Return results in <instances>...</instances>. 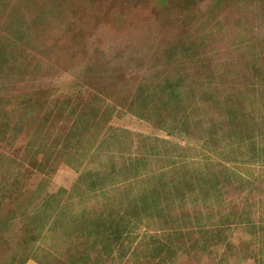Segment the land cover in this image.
I'll return each instance as SVG.
<instances>
[{
    "label": "rangeland",
    "instance_id": "1",
    "mask_svg": "<svg viewBox=\"0 0 264 264\" xmlns=\"http://www.w3.org/2000/svg\"><path fill=\"white\" fill-rule=\"evenodd\" d=\"M254 1L247 8L245 0H0V62L13 66L0 67V264H260L259 254L255 261L246 253L264 242L256 224L262 204L248 213L251 228L206 215L184 228L175 209L179 229L170 236L164 221L132 204L126 177L151 150L177 155L194 176L238 133L253 135L264 155V119L250 122L221 101L234 91L264 105V82L255 81L264 72V0ZM34 12L39 20L26 19ZM172 81L187 94L182 107L134 109L138 89L156 101L158 87ZM91 85L115 109L108 140L120 144L102 147L93 161L68 159L52 121L40 142L41 115L19 118L13 109L19 99L38 106L73 91L75 101H87ZM254 167L263 177L264 164ZM154 186L147 181L144 189ZM160 192L167 198V187ZM117 218L120 235L111 233Z\"/></svg>",
    "mask_w": 264,
    "mask_h": 264
},
{
    "label": "trees",
    "instance_id": "2",
    "mask_svg": "<svg viewBox=\"0 0 264 264\" xmlns=\"http://www.w3.org/2000/svg\"><path fill=\"white\" fill-rule=\"evenodd\" d=\"M158 1L161 3L163 2V0ZM254 2V0H245V5L247 8H253ZM48 13L50 12L48 11ZM40 17L41 15L39 16V13L37 15V12L26 15V19L31 18L34 19L33 21L39 20ZM189 53L190 55L193 54L190 50ZM167 60L173 61L174 58L168 56ZM2 66L7 68L13 67L7 60L0 62V67ZM2 78V73L0 72V80ZM255 79L254 80L258 84H262L264 82V72H260L258 76H255ZM166 81H168V79H166ZM160 84H162V82ZM71 86L76 88L74 84ZM91 87V90L89 89L88 91L87 101H75L71 96H75V94L78 93L73 91L71 93H65L71 96L62 95L61 98L58 97L59 100L55 103H53V101L51 102L52 96H49L41 101L38 106H32L30 99H19L17 100L18 105L15 104L13 109L16 111L19 118L25 116L29 118H33L34 116L35 118L37 115H41L40 118L42 119L40 120L39 126L41 130L36 132L39 134L40 142L45 139L44 137H46L49 129V126H46L47 130L44 126L47 125V122L49 123V121H52L48 125H50V128L51 126L55 128L54 133L58 134L56 145L61 146L62 152L65 150V153L66 150L69 149L70 155L67 154L68 159L74 161L72 157H75L79 160V163L82 160L93 161L102 147L114 150L117 149L120 144H109L108 140V131L111 130L109 121L115 113V109L112 107L110 108L106 104L107 99L103 94L98 93V91L95 92V87L92 85ZM158 88L160 98L156 101H152L151 99L150 101H146V91L140 89L139 92L138 89V92L136 91L135 100V102H137V107L134 109L136 111L156 112L167 105L171 106L172 109L182 107L185 100L184 96L187 94L185 91H179L181 89L179 86H175V82H165ZM228 94L230 95H225L221 100L223 101L222 104H226L227 100L231 106L242 111V114L246 115L250 122L255 119L261 121L264 119V117H262L264 105L259 104L254 106L252 104L254 98L251 99L252 95L247 96L244 92L243 94H236L234 91ZM164 95L165 97L163 100ZM263 100L264 99H262V101ZM135 102L132 101L131 103L134 104ZM129 111H133V109L131 110L130 108ZM97 119L99 122H95ZM98 123H100L99 129H97ZM103 129L105 130L103 131ZM183 130L185 131V128H183ZM8 131L13 140L17 139L14 137L16 129L15 131L14 129ZM94 132L96 136L100 135L101 137L96 138L95 136L90 139ZM237 135L238 136L232 139L227 138L226 142L220 147L222 152L221 150L218 152L220 158L218 157L219 160L217 162L207 157L208 162L205 161V167L201 168L194 176L190 175L188 177L186 176V172L189 170L188 166L182 163L181 159L177 158V155L171 156L165 154V152H161V155L154 154L150 149L151 152L144 156L142 160H138L136 167L134 166V169L129 171L126 175L127 178L129 177L132 180V184H134L135 188L132 199L133 202L136 203L132 204L135 205L137 209H145L149 215L154 216V218L157 217L159 221H164L162 226L163 230H168L170 236H172L174 230L179 229V226L176 225V227L173 221L171 222L175 209L180 212L182 211V213H180V218L182 220L181 224L185 222L190 223L191 217L199 220L206 215L217 218L219 223L226 218L233 220L237 225L250 228L253 227V224L250 222L251 220H249L250 217H248V213L251 212L257 204H262L264 206V199L261 197L264 195V176H256L254 174L256 170L254 166L264 164V155L261 157L262 153L256 150L253 135L248 134V136H244L240 133ZM72 142H74V147H71ZM116 145L117 147H114ZM231 147L233 148L231 154L225 153V151ZM210 154L209 152V155ZM230 163L233 164L230 165ZM182 178L185 180L184 182ZM115 179L116 177L114 180ZM156 180L158 181L159 188L156 189V186H154L151 192L148 193V191L144 189L145 184H147V181L151 183ZM165 187L169 190L167 198H163L160 192V190ZM92 189V191H95V188ZM170 193L173 195L171 198ZM97 196L98 195H96V197ZM224 204L232 205V207H230V209L228 207H222ZM195 206H198L200 210H194L193 207ZM236 206H240L241 208H235ZM213 208L215 214L212 211ZM135 214H138V212ZM87 219L88 217L84 215V219L83 217L80 218L79 224L85 226V223L88 221ZM214 221L216 222L217 220ZM119 223L120 219L117 218L111 232H115L116 234L114 235L121 234L118 229ZM187 223L184 224V228ZM202 224L203 223L199 224V230H197L207 233V223ZM256 224H258L260 235L264 238V216L261 217L260 223ZM129 226V223L125 224V228L123 227L122 230L128 229ZM208 226L215 225L209 224ZM254 227H256V225H254ZM91 228L97 231L101 227L98 225V221L92 222L91 219L90 229ZM181 229L182 228H180V230ZM253 234L255 235L256 233ZM255 237L256 236H254V238ZM213 244H218V241L213 242ZM258 254L260 255L259 262L263 264V241L259 252L249 251L246 253V257L249 259L253 258L256 261L258 259Z\"/></svg>",
    "mask_w": 264,
    "mask_h": 264
}]
</instances>
